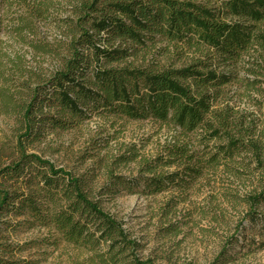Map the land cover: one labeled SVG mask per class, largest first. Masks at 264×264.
Here are the masks:
<instances>
[{
  "label": "trees",
  "instance_id": "trees-1",
  "mask_svg": "<svg viewBox=\"0 0 264 264\" xmlns=\"http://www.w3.org/2000/svg\"><path fill=\"white\" fill-rule=\"evenodd\" d=\"M60 3L70 5L72 15L54 24L65 37L60 51L31 44L55 53L59 65L31 89L20 107L14 105L19 107L22 132L10 152L0 147V224L2 213L14 210L25 217L19 223L53 229L52 243L62 241L87 253L79 264H193L141 257L140 241L103 208L102 196L115 194L119 186L145 194L187 187L207 165L222 159L237 162L245 155L248 167L255 163L260 181L246 197L243 221L262 222L263 240L258 245L264 248V215L257 211L264 206V145L253 121L237 117L228 105L214 104L232 76L218 72L212 63L237 64L250 52L264 51V0H0V30L6 29L3 20H9L15 35H35L36 21L48 20L51 8ZM160 41L202 57L179 68L121 63ZM251 73L264 80V66ZM8 80L3 76V83ZM9 105L3 95L4 112ZM45 108L54 112H43ZM92 113L150 119L220 143L210 150H194L186 142H172L164 147V156L146 161L136 176L109 175L94 195L82 175L26 149L43 125L69 129ZM169 164L178 169L156 172ZM8 251L0 244V264H32L4 257ZM226 254L225 246L208 264L227 263Z\"/></svg>",
  "mask_w": 264,
  "mask_h": 264
},
{
  "label": "rangeland",
  "instance_id": "rangeland-1",
  "mask_svg": "<svg viewBox=\"0 0 264 264\" xmlns=\"http://www.w3.org/2000/svg\"><path fill=\"white\" fill-rule=\"evenodd\" d=\"M71 16L70 5L60 3L51 8L47 22L36 21L35 35L23 32L21 36L13 33L9 20H3L8 30H0V147L4 145L7 152L22 132L17 122L20 104L59 65L55 53L31 44L40 42L60 51L58 46L65 37L54 24ZM201 57L193 50L160 41L121 63L179 68ZM212 63L218 72L232 76L221 87L214 104L228 105L237 117L253 121L256 136L264 145V80L259 73H251L264 66V51L258 50L254 55L250 52L237 64ZM3 76L11 80L3 83ZM3 95L11 102L5 112ZM16 104L19 107H14ZM43 112L52 114L54 110L45 108ZM199 134H184L173 125L150 119L130 120L92 113L69 129L43 125L26 149L57 167L82 175L86 188L95 195L109 175L136 176L146 161L164 156V147L172 142H186L194 150H202L203 146L210 150L220 143L216 139L203 140ZM238 157L237 162L222 159L207 165L202 176L187 187L175 185L157 194H145L141 189L128 193L126 187L119 186L115 194L102 196V206L140 241L138 253L143 258L152 257L159 263L208 264L226 246L229 261L224 264H264V248L258 245L263 240L262 222L243 221L248 210L246 197L258 188L260 172L253 169L254 162L247 166L249 159L245 155ZM177 169V165L169 164L159 166L156 172ZM257 211L264 215V206ZM24 218L14 210L2 213L0 244L9 250L4 257L32 264H79L87 257L84 250L72 245L52 243L56 237L53 229L19 223ZM241 225L244 230H240Z\"/></svg>",
  "mask_w": 264,
  "mask_h": 264
}]
</instances>
